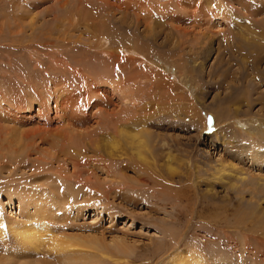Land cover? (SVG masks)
Segmentation results:
<instances>
[{"label": "rangeland", "instance_id": "1", "mask_svg": "<svg viewBox=\"0 0 264 264\" xmlns=\"http://www.w3.org/2000/svg\"><path fill=\"white\" fill-rule=\"evenodd\" d=\"M243 5L252 14L246 13ZM253 38L259 45L252 52L263 59L264 0H0L2 126L14 125L10 130L13 132L18 129L17 123H23L25 126L19 130L26 132L35 123L63 122L67 112L60 117L54 103L60 87L64 93H70L71 112L83 116L91 112L92 123L102 105L109 112L117 110L116 89L108 88L105 80L114 76L119 81L125 77L127 86L135 79L136 93H143L139 114L151 123L145 128L144 141L160 145V150L155 149L156 155H147L151 165L136 155L137 141L131 138H115L114 148L113 141L101 142L95 157L93 151L85 148L84 162H96L95 166L90 163L91 175L102 192L98 195L100 200L91 203L95 208L86 209L85 187L66 181L61 173L35 169L38 161L35 166L32 162L40 155L37 150L32 149L31 158L20 164L27 151L5 148L6 142L0 138L3 217L24 221L37 208L36 204L41 207L35 198L44 193L42 198H50L54 203L45 206L49 208L48 220H52L50 226L56 236L65 232L80 234L85 238H104L102 241L108 244L119 239L121 248L127 251L118 256L121 261L104 258L100 264H169L177 250H189V255H199L215 264H264V238L250 230L264 231L260 219L243 220L247 226L235 223L240 196L244 200L243 211L248 212L255 205L248 202L251 192L246 188L250 183L230 175L220 180L218 173L223 162L243 168L248 176H264V165L253 163L249 150L255 148L264 153V125L256 121L264 122V60L256 69L253 58L243 62L246 55L254 54L239 49L240 40ZM102 39L105 48L97 45ZM243 71L249 80H255V72L261 78L259 82L257 79V88L249 86L248 91L247 81L242 84ZM37 96L47 101L48 114L39 112ZM227 96L232 98L228 102L232 111L245 112L230 122L225 120V113L221 114L226 123L216 125L214 114L207 109L215 106L222 112ZM255 98L259 100L248 108L247 104ZM102 99L107 105L96 103ZM201 105L207 108L202 109ZM105 116L99 118L107 121ZM252 131L255 135L250 134ZM215 133L218 134L214 138ZM223 138L226 142L235 141L223 145ZM49 139L54 142L53 136ZM239 147L248 151L242 156ZM112 149L117 150L113 158L108 156ZM99 155L106 160L101 161ZM50 162L49 159V163H42L48 167ZM55 164L52 169L58 166ZM167 165L176 169V175L171 181L174 189L164 193L157 180L164 178L161 174H165ZM64 167L71 171L70 163ZM121 170L127 186L124 185L123 193H114L113 184L121 179ZM87 176L83 174L84 178ZM144 177L146 187L140 184L139 178ZM181 178L180 185L176 182ZM36 180L38 184L34 186ZM260 183L264 193V181ZM209 188L213 191L209 192ZM27 189L30 198L21 203L18 195ZM203 191L214 196L202 198ZM260 214L264 213H257V217ZM34 221L28 223L34 225ZM47 245L11 262H7L12 257V252L8 253L10 248L7 255L0 251V264H69L59 262L57 254L54 258Z\"/></svg>", "mask_w": 264, "mask_h": 264}, {"label": "bare ground", "instance_id": "2", "mask_svg": "<svg viewBox=\"0 0 264 264\" xmlns=\"http://www.w3.org/2000/svg\"><path fill=\"white\" fill-rule=\"evenodd\" d=\"M246 13H251V12H249V10L246 8ZM260 41H262V40H260ZM260 41H258V42H260ZM240 43H241V45L239 46L240 50L244 51L243 49H245L249 53L254 54L253 55L254 57L252 55H249V56L246 55L245 60L243 62L249 61V57H251V58H253L252 60L254 61L253 62L254 64L252 63L253 67L257 69L258 66L261 64V60L263 61L264 58L262 59V57H260L258 55V53L255 54L254 52H252V49L258 50L257 45H259V44H257L256 41H254V38H253V40H246V41L240 40ZM262 43H263V41H262ZM97 45L102 46V47L104 46L103 48L107 47V45H105V42L103 39L99 40ZM260 45H262V44H260ZM113 53L114 52L112 50V54ZM134 55H136V54H134ZM82 77H85V76L83 75ZM253 77L255 80H249L247 72L243 71L240 74L242 84L245 81H247L248 91H249V86L252 87V89L257 88L256 84H259L258 82L261 81V78L256 74V72L253 75ZM262 77H264V76H262ZM258 78H259V80L257 82ZM105 79H106V77L101 79V81L105 80ZM108 79H110V80H105L107 87L111 88L113 91L116 89V92L118 95L119 101L117 104H115V107L117 110L116 111L112 110L111 112H109L107 110V108H105L102 105V108L101 107L99 108L98 113H95L93 115L94 120H92V121H94V122H92V123H91V120L89 119V114L91 112L88 115L86 114L84 116L82 115V113H79V112H75V113L71 112L72 106L70 107L71 101L69 99L70 97L68 96V95H70V93H67V92L64 93L63 90H61L62 88L60 87L59 88L60 93L54 99V103H56V105H55L56 110H57L56 112H59L61 114L60 117L62 115H64L65 112H67V113H65L67 116H63V118H64L63 122L59 121L57 124H54L51 121H49L48 119H47L48 122L45 121V122H41V123H37V124L34 122L35 127L30 128V130H28L26 132H24V130L21 131L22 129L19 130L21 127L23 128L25 126V124H23V123H17L18 125H15V126H18V129H16L17 128L16 127L13 132H11V131L13 130L12 127L14 125H11L12 127L7 128V127L2 126L0 124L1 125L0 126V138L6 142V144L3 147L12 148L15 151H17V150L21 151V152L27 151L25 158H23V160L20 162V164L25 162L24 159L28 160L29 158H31V155H32L31 150L32 149L37 150L40 152V155H36L33 158V162H32L33 166H35V162L38 161L37 167L35 169H38L39 171L50 170V171L55 172L56 174L61 173L62 176L64 177V179H66V181H70L72 183L76 182V184H80L82 187H85L87 189L85 192V196L88 197V199H87L88 204H86L84 206L86 209L93 207V205L91 204L92 202L96 203L100 200L98 195L102 192L101 191L99 192V190H100L98 188L99 185L95 184L96 181L93 179V177L91 175L93 173V168H90V163H93V165L95 166V165H97V164H95L96 162L95 161L88 162V163L84 162L83 156H84V153L87 152V151H85V148L88 147L89 148V149H87L88 151L89 150L93 151L92 157H95V154L97 152H99L98 146H100L101 142L106 141L107 139L110 140L109 142L113 141L111 146L114 148V147H116V144L114 142V141H116L115 138H118V137L119 138H124V137L131 138V139L137 141L136 142V149H137L136 155L142 161H146L149 165H151V163L149 162L147 155H152V154L156 155V153H157V152H155L156 147L158 148V150H160V145L158 143L156 145L153 144V142L151 144H149V142L146 144V142L143 139V135H145L147 133V130L145 128L148 125H151V123L149 124V122H147L144 119V117L139 114V112H140L139 107H141V101H144V100H142L143 99V96H142L143 93L138 92L139 95H138V93H136V89H135L136 87H134V86H136V84L138 82L136 83V81L134 79L133 80L134 83H129L130 85L127 86L128 81L126 80L127 78L125 79V77L124 78L120 77L119 81H117L116 80L117 77H114V76H112L111 78L108 77ZM263 80L264 79H262V81ZM102 83H100V84H102ZM55 85L57 87H59V84L55 83ZM65 89L68 90L69 88L65 87ZM87 91L88 90H86V92ZM96 93L94 95H96ZM87 94H89V92H87ZM115 96H116V94H115ZM81 97H83V96H81ZM88 97H90V96H88ZM37 98H38L37 101L39 102V112L41 113L43 111H47V114H48L50 109H49V106L47 104V101L45 99H41L40 96H37ZM89 99H88V105L91 104ZM104 100L105 99H102L101 101H97L96 103L107 105L106 102L104 103ZM258 100H259L258 98L253 99V101H251L250 103L247 104L248 105L247 107L251 108L252 105L255 104V102H257ZM231 101H232V98L229 96L224 98V106L222 107V109L224 111L222 110V112H219V108L215 107V106H211L207 109L208 111H210L214 114L216 125L217 124L219 125L220 123H224V122L226 123L225 120L231 121V118L235 119L241 113L244 114L245 110L239 111V109H237L236 111H232L231 105H229V103H228ZM91 102H92V98H91ZM246 103H247V101H246ZM87 106H86V108H88ZM202 107H201L202 109L207 108L204 105ZM127 110H129V111L132 110L133 112L130 114V113L126 112ZM224 113H225L226 119L222 120L223 118H221L220 115L224 114ZM57 115H59V114L57 113ZM101 115H106L105 117L108 118L107 119L108 122L106 120L103 122L102 118H99V116H101ZM46 116H48V115H46ZM198 119H200V118H196L195 120H198ZM256 121L257 122L259 121L260 125H264L263 121H260L258 119H256ZM261 122H263V123L261 124ZM203 123H204V121H203ZM89 124H91V125H89ZM202 125H205V123ZM260 125H258V127H260ZM256 127H257V125H256ZM130 130H133V131L136 130V133L130 132ZM258 131L262 132V130L260 131V128H258ZM255 133L256 132H254V131H252V133L250 132V134H252V135H255ZM217 134L218 133L214 134V138L217 137ZM150 135L152 136V134H150ZM50 136H53L54 142H52L51 139H49ZM216 139L219 140L218 138H216ZM56 140H58V141H56ZM230 140L231 139H229L226 142V138H223V141L221 143L223 145H226V143H227V145H230L233 141H235V140H231V141ZM57 145L60 148H58ZM149 147L151 148V150ZM237 150H238V153H240V155H242V156L245 152L248 151V150L246 151V149L244 147H241V148L239 147V148H237ZM249 150L253 154V156H252L253 158H251V159H253L252 162L253 163L257 162L258 165H264V155H262L264 153L258 151L255 148L254 149L251 148ZM116 151L117 150H115V149L110 150L108 152V156L112 157ZM159 155H160V153H159ZM242 156H239V157H242ZM99 157H100L101 161L106 160L105 156H103V155H99ZM113 157H115V156H113ZM118 158H122V157H118ZM232 158H234V160L238 159V157H236V156H233ZM49 159L51 162L48 165V167H46L45 164L49 163ZM112 160H115V159H112ZM241 161H239V162H241ZM40 162L41 163L46 162V163L40 164ZM16 163L18 164L19 162L16 161ZM55 163L58 166L56 168L52 169V165H54ZM68 163L71 164V171L70 170L66 171V169L64 167V165L65 164L67 165ZM97 163H98V161H97ZM2 164H3V162H2ZM104 167H108V166L106 164H104ZM141 167H145L146 170H148V168L146 166L141 165ZM149 169H150V166H149ZM119 173H120L119 177L121 179H119V181H117V182L114 181L115 182L113 184L115 186L114 187L115 188L114 193H119V192L123 193L126 189L125 186H127V185H125L127 182L124 184L125 173H123L122 170ZM175 173H176V169L173 168L171 165H167V170L165 171V174H163V175L161 174V177H164V178H162V180H160V182H159V180H157V183H159L161 185V187H163L160 191H162V192L164 191V193H167L168 190L174 189V183L171 181L173 179L175 180V175H176ZM218 173H219V179L220 180H222L225 175H230V176H234L237 180H240V181L245 182V183H250V185H251L250 187L248 186L246 188V190L251 192L250 200L248 202L251 204L254 203L255 205L253 204L254 206H253L252 210H248V212L243 211V209H241V208H242L244 200H243V197L240 196V198H238L239 204L237 205V209H236V212H237V215L239 216V218L236 219L235 223L238 222L239 224H241V223H243V220H246V221L252 220L253 221L257 218V219H260V222L263 224L262 228H264V214H262V215L260 214V217H257V213L258 214L264 213V210H262L264 208L261 207V205L263 204L261 201H263V199H264V193L262 190L263 188L260 187L261 186L260 182L264 181V176L258 177V176L253 175V174L248 176L247 173L243 170V168H239L236 165L230 164V163L224 164L223 162H221L220 166L218 167ZM83 174H87L88 176L86 178H84ZM182 175L183 174H181L179 176H182ZM139 179L141 180L140 184L142 186H145V182L147 181L146 180L147 178L144 177L142 179L141 178H139ZM166 179H171V180L169 182H167ZM182 180L183 179L181 178V180H179V181L177 180L176 183H179L181 185V184H183ZM33 183H34L33 184L34 186L37 185L38 180H36ZM234 185H235V183H233V185L231 184L230 187H232ZM262 185H264V184H262ZM131 187H133V186H130L129 188H131ZM164 188H166V189H164ZM131 189L134 190L135 187L131 188ZM156 189H159V188H156ZM25 191H27V192H25ZM208 191L212 192L213 188H209ZM29 192L30 191L27 189L18 195L21 203L23 202V199L25 200L26 198H30ZM7 194L9 195V197H10V195L12 196V193H10V191H7ZM35 195H38V194L36 193ZM43 195H44V193L40 194V196L38 195L35 198L42 204L41 207L38 206V204H36L37 208H34L33 213L30 212L29 216L26 217V219L24 221H22V219H24V218H22L21 220L20 219H14V217H13V219L10 217H9V219L4 218L2 215V211L0 210L1 211L0 212V251H3V253L4 254L6 253V255H7V250L10 248L8 250V253L12 252V257L7 258V262H11L14 258H16V260H17V257H21L24 253L25 254H28L31 252L33 253V252L37 251V249H40V247H41V249H43L42 246L45 244L47 245V243H46L47 241H48L47 249L50 247L49 250L50 249H51V251L53 250L52 254H54V256L53 255L52 256L55 258V256H56L55 254H57L59 259L57 258V256H56V259L61 263L88 264V263L93 262V263H99L100 264V262L104 258H109L112 260V262H115V263H119L121 261V259L118 256L127 253V251L125 249L121 248V245L118 243L119 242L118 238H115L114 240L112 239V242L110 244H108V243H105L102 241V240L105 241L104 238L102 240L101 239L99 240L98 238H95V237H93V238H90V237L87 238L86 237L85 238V237L78 236L80 234L66 235V232H65L64 235L63 234H57V235H61L60 237L56 236L53 233V228L50 226V222H52V220L50 222L48 220L49 208L46 209V207H48V206H45V205H50V204H54V203L50 200V198H49V200L42 198ZM210 196H214V195L212 193H208L207 191L206 192L203 191L201 193L202 198L205 197V199H208V198H211ZM70 197H73V196L70 195ZM260 199H262V200L260 201ZM209 205L210 204L207 203L208 208H209ZM52 206H54V205H52ZM94 208L95 207H93L92 209H94ZM53 211H54V209L52 210V212ZM244 212H245V216L242 218L241 214ZM181 214H183V213H181ZM44 215H47V217H45ZM181 216L182 215H180L178 218L181 219ZM34 220L37 221L36 224L31 225L28 223V222L31 223V221H34ZM208 222H209V220H208ZM243 224H245V223H243ZM247 224L248 223H246L245 225L247 226ZM250 230L252 232H257L259 235H261V238H264V231L252 230L251 228H250ZM245 236L249 237L246 234H245ZM256 236H253V238ZM179 244H180V241H178L176 243V245L180 248L181 245H179ZM53 252H55V253H53ZM253 252H254V250H253ZM261 255H264V242L262 243ZM43 262L44 261H42V264H46V262L45 263H43ZM22 264H29V263L26 261H22ZM40 264H41V262H40ZM169 264H215V263L212 261H208L207 259H204L199 255H194V256L189 255V250H177L175 256L170 260Z\"/></svg>", "mask_w": 264, "mask_h": 264}]
</instances>
